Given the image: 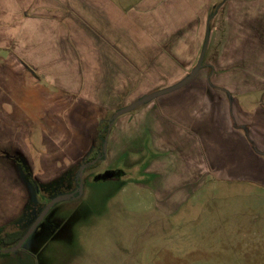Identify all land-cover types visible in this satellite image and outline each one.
<instances>
[{
    "label": "rangeland",
    "instance_id": "374dc122",
    "mask_svg": "<svg viewBox=\"0 0 264 264\" xmlns=\"http://www.w3.org/2000/svg\"><path fill=\"white\" fill-rule=\"evenodd\" d=\"M65 4L66 12L78 15L79 28L82 20L93 33L100 63L92 65L95 59L85 51L89 49L77 47L85 45L83 31L67 27L65 36L48 49L49 63L39 74L41 86L33 85L47 101H60L63 109L51 115L36 111L32 121L0 123V222L8 232L26 229L46 202L76 187L81 161L102 150L98 135L106 134L119 108L173 85L196 64L197 58L191 63L187 54L169 53L174 42L185 38L176 28H184L187 35L193 23L188 0ZM112 24L122 25L120 34ZM129 24L140 30L130 31ZM125 32L131 36L125 44L128 52L124 50L129 54V79L114 51ZM159 37L162 56L154 50ZM57 55L66 62L56 64ZM58 67H64L63 80L46 79L45 74H55ZM4 68L0 64V71ZM197 80L118 116L105 159L84 171L82 193L57 202L22 247L0 254V264H264V186L249 176L209 172L197 150L192 166L191 158L176 149L169 135L160 134L164 130L155 122L154 105L172 95L186 98ZM97 115L98 127L93 123ZM52 116L60 124L49 135L39 126ZM20 158L39 183V192L17 170ZM107 170L119 174L95 179Z\"/></svg>",
    "mask_w": 264,
    "mask_h": 264
},
{
    "label": "crops",
    "instance_id": "0c3cea01",
    "mask_svg": "<svg viewBox=\"0 0 264 264\" xmlns=\"http://www.w3.org/2000/svg\"><path fill=\"white\" fill-rule=\"evenodd\" d=\"M187 5L193 23L187 35L184 28H176L177 35L185 38L174 42L169 53L177 57L187 54V61L192 57L190 62L197 58V63L209 31L204 66L191 80L199 78L186 98L172 95L168 102L154 105L155 122L164 130L160 134L167 138L169 135L171 143H177L176 149L191 158L192 166L197 150L209 172L212 169L217 175L249 176L264 186V0H188ZM66 6L65 0H0V54L5 52L0 64L6 67L0 71V123L32 121L36 111H49L51 115L63 109L60 101H47L33 85L41 86L39 74L49 63L48 49L65 36L67 27L83 31L85 45L77 43V47L89 49L85 51L90 60L95 59L92 65H99L93 33L85 29L82 20L86 31L79 28L78 15L66 12ZM129 25L130 31L140 30V26ZM112 26L119 34L123 29L120 24ZM130 38L125 32L114 46L127 79L131 73L125 66L129 63V54L125 53L129 46L125 44ZM159 42L163 43L160 37L155 39L154 50L162 56L164 43L158 47ZM57 57L56 64L66 62L65 57L54 58ZM61 68L64 67H58L55 74L46 73V79L63 80ZM98 115L93 121L97 127ZM53 118L40 121L39 127L47 128L49 135L60 124L57 117ZM93 135L96 139L97 133ZM166 145L164 139L162 147ZM19 168L17 165L20 172Z\"/></svg>",
    "mask_w": 264,
    "mask_h": 264
},
{
    "label": "water",
    "instance_id": "95a60500",
    "mask_svg": "<svg viewBox=\"0 0 264 264\" xmlns=\"http://www.w3.org/2000/svg\"><path fill=\"white\" fill-rule=\"evenodd\" d=\"M208 40H209V31H207V36H206V40L204 43V46L202 48L200 57L196 63V65H194V67L191 69V71L180 81L174 83L173 85L155 90L153 92H150L148 94L143 95L142 97L138 98L137 100L133 101L132 103L119 108L111 117V122L109 125V130H108V135L109 132L111 130L112 124L115 121L116 118H118V116L130 112L136 108H138L139 106H141L142 104L151 101L153 99L158 98L159 96L165 95L167 93L173 92L175 90H178L182 87H184L186 84H188L197 74L198 72L201 70V68L204 66V57H205V52L208 46ZM108 135L105 138V143H104V151L105 153H107V141H108ZM84 169L85 167L82 166L79 169L78 172V178L80 180L79 183V191L78 193L81 194L82 190H83V175H84ZM116 174L113 171H106L103 174H98L95 179H107V178H112L114 177ZM73 197L72 193H67L65 195H61L58 197L53 198L52 200L48 201L46 203V205L44 206V208L42 209V211L37 215V217L35 218V220L31 223V225L27 228V230L25 231V233L23 234L22 238L13 246L8 247L3 249V251L5 253L10 252V251H15L17 249H19L20 247H22V245L30 238V236L34 233V231L36 230V228L38 227V225L43 221V219L45 218V216L47 215V213L50 211V209L59 201L66 199V198H70Z\"/></svg>",
    "mask_w": 264,
    "mask_h": 264
},
{
    "label": "trees",
    "instance_id": "16d2710c",
    "mask_svg": "<svg viewBox=\"0 0 264 264\" xmlns=\"http://www.w3.org/2000/svg\"><path fill=\"white\" fill-rule=\"evenodd\" d=\"M110 122H111V118L109 119V124L107 125L106 134L105 135H101V134L98 135L99 139L101 140L102 146H103V142H104L105 137L108 135ZM96 133H97V131H96ZM17 161H18V165H19L20 169L23 171L27 181L32 183V179H34L35 183L38 186H40L39 183L37 182V180L33 177L32 173L29 172L30 169L28 168L29 166L27 165L25 159L20 158ZM72 194L74 197L75 196L74 192H72ZM26 229L14 231V232H8V231H6L5 226H0V254L5 253L3 251V249L15 245L22 238Z\"/></svg>",
    "mask_w": 264,
    "mask_h": 264
},
{
    "label": "flooded vegetation",
    "instance_id": "af4514ba",
    "mask_svg": "<svg viewBox=\"0 0 264 264\" xmlns=\"http://www.w3.org/2000/svg\"><path fill=\"white\" fill-rule=\"evenodd\" d=\"M106 138V137H105ZM104 143H105V139H104V142H103V146H102V150L101 151H98L97 153H96V155L94 156V157H85L82 161H81V163H80V165H79V168H78V171H77V173H76V176H75V181H76V187L71 191V192H69V193H72V192H74V197H76L77 195H78V191H79V183H80V180H79V178H78V172H79V169L82 167V166H84L85 167V169H84V171L90 166V165H92V164H95L96 162H98V161H101V160H104L105 159V157H106V153H105V151H104ZM22 171V170H21ZM108 171V170H107ZM111 171V170H110ZM113 172H115V174L117 175V174H119V173H117L118 171H115V170H112ZM23 172V171H22ZM99 174H103V173H99ZM98 175V174H97ZM96 175V176H97ZM115 175V176H116ZM114 176V177H115ZM114 177H112V178H114ZM31 185H32V187L34 188V189H36V192H39L40 191V186H38L36 183H35V181H34V179H32V183H30ZM47 203V202H46ZM46 205V204H45ZM44 205V206H45ZM44 208V207H43ZM30 226V225H29ZM27 230V229H26Z\"/></svg>",
    "mask_w": 264,
    "mask_h": 264
}]
</instances>
